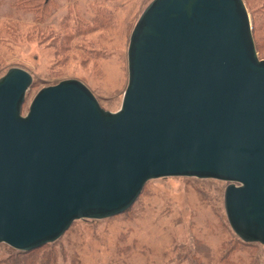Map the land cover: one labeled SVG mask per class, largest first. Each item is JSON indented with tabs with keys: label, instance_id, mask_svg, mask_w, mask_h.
Wrapping results in <instances>:
<instances>
[{
	"label": "water",
	"instance_id": "obj_1",
	"mask_svg": "<svg viewBox=\"0 0 264 264\" xmlns=\"http://www.w3.org/2000/svg\"><path fill=\"white\" fill-rule=\"evenodd\" d=\"M116 112L78 79L0 77V243L31 251L79 219L127 211L151 179L228 181L233 231L264 245V58L244 0H152Z\"/></svg>",
	"mask_w": 264,
	"mask_h": 264
},
{
	"label": "rangeland",
	"instance_id": "obj_2",
	"mask_svg": "<svg viewBox=\"0 0 264 264\" xmlns=\"http://www.w3.org/2000/svg\"><path fill=\"white\" fill-rule=\"evenodd\" d=\"M27 1L24 9L22 0H0V77L11 67L33 76L22 114L43 87L64 79L82 81L104 109L118 111L129 79L130 36L152 0ZM244 2L263 59L264 0ZM62 32L73 37L61 50L53 39ZM229 184L188 176L151 179L127 211L76 220L33 255L0 243V264H264V245L238 242L229 224ZM194 254L197 259L190 258Z\"/></svg>",
	"mask_w": 264,
	"mask_h": 264
},
{
	"label": "trees",
	"instance_id": "obj_3",
	"mask_svg": "<svg viewBox=\"0 0 264 264\" xmlns=\"http://www.w3.org/2000/svg\"><path fill=\"white\" fill-rule=\"evenodd\" d=\"M31 3L29 2V1H25V0H22V2H21V5L20 6H22V8H24V9H26V8H28L29 7V5H30ZM252 31H254L253 33V36H254V41H255V45H256V49L259 51V46L257 45V41H256V37H255V28H254V26H253V28H252ZM61 33V32H60ZM59 33V34H60ZM63 33V32H62ZM59 37H61V38H59ZM73 37V35H72V33H63V34H61V35H57L56 37H55V39H53L54 40V42H55V44L56 45H58L57 47H60V49L62 50V49H64L65 47H68L67 45H65V42H69L70 40H71V38ZM60 41H63V43H59ZM261 55V54H260ZM236 234V233H235ZM237 235V234H236ZM235 235V236H236ZM236 238H237V241L238 242H240V243H246V244H253V243H256V242H253V243H247V242H245V241H243L238 235L236 236ZM49 244H51V243H49ZM49 244H45V245H42V246H40V247H44V246H46V245H49ZM203 246H204V244H202ZM40 247H38V248H40ZM38 248H36V249H38ZM36 249H33V250H31V251H29V252H22V251H19V252H21V253H23V254H26V256H28V255H33V254H35L36 252H37V250ZM231 250V247L229 248V247H227V250L225 251V254L227 255V251H230ZM190 257V256H189ZM225 257V255L223 254V258ZM190 258H196V256H195V254L194 255H192V257H190ZM197 259V258H196ZM224 260H226V259H224ZM194 264H206L205 262H201V261H195L194 260Z\"/></svg>",
	"mask_w": 264,
	"mask_h": 264
}]
</instances>
